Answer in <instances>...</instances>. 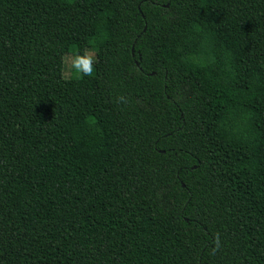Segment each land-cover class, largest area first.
<instances>
[{
    "label": "trees",
    "instance_id": "obj_1",
    "mask_svg": "<svg viewBox=\"0 0 264 264\" xmlns=\"http://www.w3.org/2000/svg\"><path fill=\"white\" fill-rule=\"evenodd\" d=\"M0 264H264V0H0Z\"/></svg>",
    "mask_w": 264,
    "mask_h": 264
},
{
    "label": "clouds",
    "instance_id": "obj_2",
    "mask_svg": "<svg viewBox=\"0 0 264 264\" xmlns=\"http://www.w3.org/2000/svg\"><path fill=\"white\" fill-rule=\"evenodd\" d=\"M71 53L70 59L68 57L64 58V65L62 71V79L64 80H79L82 77H92L95 75V63L96 58L87 52L80 53L77 51L75 45H72L69 49ZM220 247L219 238L217 237L215 241V248Z\"/></svg>",
    "mask_w": 264,
    "mask_h": 264
},
{
    "label": "rangeland",
    "instance_id": "obj_3",
    "mask_svg": "<svg viewBox=\"0 0 264 264\" xmlns=\"http://www.w3.org/2000/svg\"><path fill=\"white\" fill-rule=\"evenodd\" d=\"M87 53H89V54H91V55H94L95 58H96V50H95V49H89V50L87 51ZM65 57H68V58L70 59L71 54H67Z\"/></svg>",
    "mask_w": 264,
    "mask_h": 264
}]
</instances>
